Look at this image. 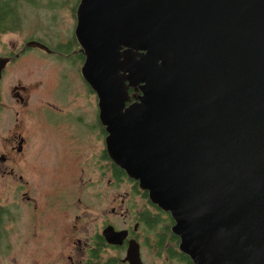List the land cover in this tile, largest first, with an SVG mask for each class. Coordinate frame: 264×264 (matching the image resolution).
<instances>
[{
	"label": "water",
	"instance_id": "water-1",
	"mask_svg": "<svg viewBox=\"0 0 264 264\" xmlns=\"http://www.w3.org/2000/svg\"><path fill=\"white\" fill-rule=\"evenodd\" d=\"M76 18L108 154L171 214L180 250L264 264V0H79ZM126 258L150 264L136 239Z\"/></svg>",
	"mask_w": 264,
	"mask_h": 264
},
{
	"label": "rangeland",
	"instance_id": "rangeland-1",
	"mask_svg": "<svg viewBox=\"0 0 264 264\" xmlns=\"http://www.w3.org/2000/svg\"><path fill=\"white\" fill-rule=\"evenodd\" d=\"M54 1H57V6L47 5V0L38 3H23L20 29L0 34V55L9 53L15 42L23 40L30 33L45 39L51 46H60V41L67 43L72 40L75 37L76 8L79 1ZM73 42L75 43L74 47H77V41L73 40ZM32 52L34 55L30 59L16 63L10 62L5 69L6 72L2 81V99L8 102V107L1 108L2 111L0 109V132L2 135L9 131L7 117H14L12 109L15 108V99L11 87L18 81L28 83L46 77V83L39 94L51 95L61 107L43 102L44 106L41 108L55 116L54 118L61 116L54 112L67 108L74 109L75 103L72 100L74 101L75 98L73 95L77 93V90H80L83 77L80 73L81 62L78 56L75 55L74 59L65 58L58 59V61L54 56L40 48H34ZM52 60H56L58 65ZM54 63L55 66H53ZM59 68L60 73H62V79H60L62 88L60 89L61 92H55L54 86L58 82ZM34 93L38 92L35 91ZM39 100L43 101L44 99L40 97ZM32 101L38 102L35 98H32ZM90 102V97L87 98L85 106L84 100L80 101L89 113L96 108L95 104L92 106ZM89 140L88 148L85 149L94 152V157L90 155L83 160L88 169L84 170L82 174L87 178L91 176L98 178L97 169L100 162L96 158V153L102 146H105V141L101 143L94 138H89ZM49 147L51 146H44L46 150ZM70 156L71 153L63 160L58 171L47 169L44 177L38 175L37 172L33 175L35 177H32L30 170L27 175L31 180L29 184L24 182L28 185L24 188L19 186L18 181L9 180L0 172V205L7 206L11 210V216L6 222L8 242L5 243L7 246L1 244L0 264H42V261L46 260L50 254L59 252L64 233L67 232V228H63L59 223L65 213L71 214L70 219L72 221H74L77 213H85L84 222L88 221L89 228H94L95 231L101 229L103 220H109L118 226L123 225L126 219L134 222L135 213L149 206L150 199L144 194L145 190L141 189L140 186L135 187L134 182L128 176L117 181V183L111 179L110 173H107L110 161L106 158L101 161L104 169L101 179L95 180V182L89 180L84 182L82 187H79L81 181L74 176L79 172L78 159L74 154L71 158ZM25 191L36 197L34 201L39 203V207L42 205L47 209L44 210L43 214L39 213L37 217L32 214L34 212L33 204L27 202L26 197L22 195ZM63 192L67 193L70 201L67 206L68 209L57 207L59 198L54 201L55 203L51 202L55 194L62 195ZM97 193L100 197L96 196ZM78 195L83 198L85 203L79 202ZM113 207H115L114 210ZM148 233L151 244L150 246L145 244L144 255L149 261L155 264H184L178 258L170 256L165 250L154 245L157 242L155 230ZM113 252L115 251L113 250Z\"/></svg>",
	"mask_w": 264,
	"mask_h": 264
},
{
	"label": "flooded vegetation",
	"instance_id": "flooded-vegetation-1",
	"mask_svg": "<svg viewBox=\"0 0 264 264\" xmlns=\"http://www.w3.org/2000/svg\"><path fill=\"white\" fill-rule=\"evenodd\" d=\"M72 39L77 41L75 37ZM34 40L46 43L52 50L47 51L43 47L32 45L30 42ZM59 43L64 42L60 41ZM34 48H40L44 52L54 56L56 60L65 58L74 59V56L77 55L79 61L81 62L80 73L82 75L81 66L84 62L85 54L79 43L77 44V47L73 46L72 49L71 47L51 46L45 39L35 35L34 33H30L23 40L15 42L12 45L10 52L4 54L8 55L10 60L7 62L6 67L3 70L0 83V109H3L4 106L8 107V102L2 99V81L6 72L5 69H7L10 62L16 63L17 61L30 59L31 56L34 55L32 52ZM42 57L47 58L44 56ZM56 60L52 61L58 65ZM55 63L53 66H55ZM60 79H62V73H60L59 68L58 82L54 86L55 92L60 91L62 88ZM45 83L46 77L44 76L42 80L37 79L28 83L18 81L12 84L11 90L15 99V108L12 109L14 117H7L8 133L2 135L0 132V172L2 173V176L7 177L12 181H18L19 186L22 188L27 187L28 185L26 184H29L31 180L27 175L30 173V170L32 172V177H35L33 175H35L36 172L38 175H41V177H44L43 175L47 172V169L58 171L60 165L63 164V160L70 153L71 156L74 154V156L78 159L79 172H77L74 176L76 179L78 178L79 181H81L79 183V187H82V184L84 182H88L89 180L95 182V180L101 179L104 173L103 165L101 163L103 158L110 161V164L107 167V173H110L111 179L115 180L116 183L125 176H128L126 173V175L121 176L122 178H120L119 168L121 167L108 154L105 141L107 131L99 116L98 95L84 79V77H82L80 90H77V93L73 95L75 98L74 101L72 100V102L75 103L74 109L67 108L65 110L61 109L58 112H54L61 115L57 118H54L55 116L41 108V106H44L42 104L43 102H49L52 106L61 107L56 102V99L52 98L51 95L45 96L43 94H39ZM35 91L38 93H34ZM31 97L33 99L35 98L38 102H33ZM40 97H43L44 100L40 101ZM88 97H90L91 105L93 106V104H95L96 107L94 111H91V113L87 112L84 107ZM82 100H84V106L80 103ZM94 100L95 103H93ZM65 106H67V103H65ZM89 138H94L101 143L105 141V146L103 147L101 145V149L96 153V158L100 162L97 169L98 178L95 176L87 178L82 174L84 170L88 169V167L84 165L83 160L87 159L90 155L94 157V152L85 149L88 148V142L90 141ZM45 145H50L51 147L46 150L44 148ZM129 178L134 182L135 179L131 177ZM22 195L23 197H26L27 202H31L33 204L34 212L32 214L36 215V217L39 213L43 214L44 210H47L42 207V205L39 207V203L34 201L36 197L31 193L29 194L28 191H25ZM62 195L55 194V197L51 202L55 203L54 201L59 198L57 207L68 209L67 206L70 201L67 193L63 192ZM78 196L79 202L85 203L83 198L80 195ZM96 196L100 197L98 193ZM0 206H2L0 207L1 250V244L6 245V242H8L6 222L11 216V210L7 206ZM112 209L114 210L115 207ZM134 216V222L126 219L125 223L119 226L109 220H103L101 229L94 231V228H89L88 221L84 222L86 219L85 213H77L74 221L70 219V213H65L59 222L60 226L67 228V232L64 233L61 249L55 254H50L46 260L42 261V264H130V261L126 257L131 239H136L139 242L142 260L146 263L155 264L149 261L144 255L145 244L148 246L151 244L148 232L151 233L152 229L145 223V220L144 222L142 221L138 212L135 213ZM109 224H113L117 229L128 230V235L124 239L123 243H111L106 239L103 234V230ZM80 231L82 232L80 233ZM154 245L156 247L158 246V239ZM113 250L115 252H113Z\"/></svg>",
	"mask_w": 264,
	"mask_h": 264
},
{
	"label": "trees",
	"instance_id": "trees-1",
	"mask_svg": "<svg viewBox=\"0 0 264 264\" xmlns=\"http://www.w3.org/2000/svg\"><path fill=\"white\" fill-rule=\"evenodd\" d=\"M40 1L42 0H0V34L3 32L16 31L20 28L22 21L21 8L23 3H38ZM47 1V5L57 6L58 4L57 1L54 0ZM74 45L73 39L67 43H60V46L69 48ZM130 91L133 99V95L138 91H135L133 88H131ZM119 169V176L122 178L121 176L126 175V172L122 168ZM134 184L135 187H138L137 180H134ZM144 194L148 196L147 190L144 191ZM138 214L143 222L145 220V223L149 225L152 230H155L160 249L165 250L172 257L181 259L185 264H195L188 254L179 249V236L171 229L174 219L168 211L163 210L157 204L149 200V206L140 210Z\"/></svg>",
	"mask_w": 264,
	"mask_h": 264
}]
</instances>
